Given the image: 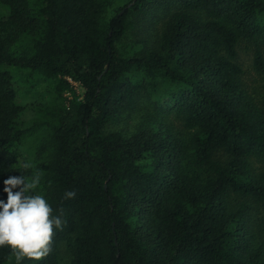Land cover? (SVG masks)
Segmentation results:
<instances>
[{"label": "trees", "instance_id": "16d2710c", "mask_svg": "<svg viewBox=\"0 0 264 264\" xmlns=\"http://www.w3.org/2000/svg\"><path fill=\"white\" fill-rule=\"evenodd\" d=\"M0 8V199L28 161L64 220L23 264H264V0Z\"/></svg>", "mask_w": 264, "mask_h": 264}, {"label": "clouds", "instance_id": "9594fccd", "mask_svg": "<svg viewBox=\"0 0 264 264\" xmlns=\"http://www.w3.org/2000/svg\"><path fill=\"white\" fill-rule=\"evenodd\" d=\"M20 168L21 175L4 180L7 199H0V247L11 249L15 264L47 257L55 232L64 225L63 210L57 214L47 197L37 191L41 185L40 172L33 171L28 161L20 162ZM75 197V191L64 193V199Z\"/></svg>", "mask_w": 264, "mask_h": 264}, {"label": "rangeland", "instance_id": "374dc122", "mask_svg": "<svg viewBox=\"0 0 264 264\" xmlns=\"http://www.w3.org/2000/svg\"><path fill=\"white\" fill-rule=\"evenodd\" d=\"M2 12H4V9L3 8H0V14L2 13ZM74 85L76 86V88L81 92L82 91V89L78 86V85H76L75 83H74ZM39 87V86H38ZM41 87H39L38 89H40ZM27 100H30V99H27ZM24 101V100H23ZM29 115V117L31 116V114L30 113H26V116H28Z\"/></svg>", "mask_w": 264, "mask_h": 264}]
</instances>
